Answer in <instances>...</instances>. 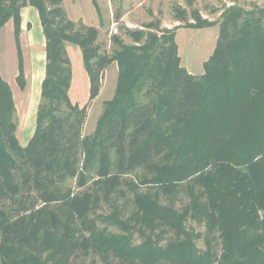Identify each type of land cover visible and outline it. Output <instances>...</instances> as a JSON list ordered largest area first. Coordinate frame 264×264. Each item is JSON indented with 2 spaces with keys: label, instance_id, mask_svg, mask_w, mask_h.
I'll return each mask as SVG.
<instances>
[{
  "label": "trees",
  "instance_id": "1",
  "mask_svg": "<svg viewBox=\"0 0 264 264\" xmlns=\"http://www.w3.org/2000/svg\"><path fill=\"white\" fill-rule=\"evenodd\" d=\"M25 7L44 38V77L22 146L0 74V264H264V7L229 6L218 23L194 15L186 28L219 30L194 76L181 65L179 27L125 30L132 44L114 36L100 53L98 31L70 21L62 0H0L20 90ZM67 44L80 49L90 100L103 72L117 69L88 135L86 108L68 94ZM101 203L108 214H97Z\"/></svg>",
  "mask_w": 264,
  "mask_h": 264
},
{
  "label": "rangeland",
  "instance_id": "2",
  "mask_svg": "<svg viewBox=\"0 0 264 264\" xmlns=\"http://www.w3.org/2000/svg\"><path fill=\"white\" fill-rule=\"evenodd\" d=\"M62 0V7L70 21L79 25L92 26L98 31L100 53H110L114 47L112 38L118 37L124 44L132 41L125 35V30L131 31H165L179 27L175 32V42L181 65L188 73L199 76L203 73L202 65L212 54L218 38V25L202 29L186 28L193 23L194 15L206 21H220L222 12L229 6L236 5L245 10L255 6L264 7V0ZM34 10V9H33ZM24 19L34 23L29 12L23 13ZM151 26L144 28V26ZM35 27L37 23L35 22ZM37 29V28H36ZM32 40L22 38L23 58L27 72L35 77V84L20 90L15 83L17 74V59L13 41L12 25L0 29V74L9 84L15 100L16 132L22 135L19 143L25 146L33 134L35 114L40 101L37 84L41 79L45 66L44 38L42 33L33 32ZM26 37V35H24ZM70 59L72 80L69 89L70 100L80 108H86V119L82 126V134L88 135L94 131L95 124L102 112L103 103L110 100L115 92L117 69L111 64L102 74L98 95L90 100V87L87 74L83 67L80 49L72 44L66 45ZM44 75V72H43ZM38 97V99H37ZM29 101L35 105L29 107ZM37 101V104H36ZM36 107V108H35ZM17 135V134H16ZM72 190L77 191L75 181H69ZM108 206L100 204L97 214H108ZM103 227L101 224H98ZM198 231L202 228L196 227ZM110 231H116L113 228ZM204 249L201 240L197 242ZM94 262V263H93ZM86 264H104L99 258H88Z\"/></svg>",
  "mask_w": 264,
  "mask_h": 264
},
{
  "label": "crops",
  "instance_id": "3",
  "mask_svg": "<svg viewBox=\"0 0 264 264\" xmlns=\"http://www.w3.org/2000/svg\"><path fill=\"white\" fill-rule=\"evenodd\" d=\"M24 12H29V14L31 15V17H32V19L34 18V23H32L31 21H29V20H26V19H24V16H23V13ZM35 22L37 23V27H35ZM12 25V34H13V29H14V27H13V22H12V20H9L5 25ZM4 25V26H5ZM3 26V27H4ZM37 28V29H36ZM1 29V28H0ZM20 34H19V41H20V47H21V50H22V54H23V45H22V38L24 37V40H26L27 42L28 41H30V40H32V33L33 32H38L39 34L41 33V28H40V24H39V20H38V16H37V13H36V11L35 10H33V8H31V7H25V8H23L22 10H21V24H20ZM24 35H26V37L24 36ZM13 41H14V34H13ZM14 47H15V43H14ZM15 52H16V47H15ZM16 59H17V55H16ZM23 60H24V58H23ZM24 72H25V80H26V85H25V87H27L28 85H30L29 83H31V85L33 84H35V82H34V80H35V77L30 73V72H27V65L25 64V62H24ZM43 72H44V70L42 71V74H41V79H40V81H39V83L37 84V87H38V89H39V87H40V85H41V81H42V79H43V77H44V75H43ZM17 75V74H16ZM16 77V76H15ZM16 83V82H15ZM17 85V84H16ZM25 89V88H24ZM23 89V90H24ZM38 93H40V89H39V92ZM12 94H13V92H12ZM13 99H14V97H13ZM37 99H38V97H37ZM14 104H15V100H14ZM35 105V101H33L32 103L29 101V106H28V109H29V107L30 106H32V105ZM36 104H37V101H36ZM15 107H16V105H15ZM32 108H33V106H32ZM36 108V107H35ZM16 136H17V139L19 140V137L22 139V141L24 140L23 138V136L22 135H18V133L16 132ZM23 143H24V141H23Z\"/></svg>",
  "mask_w": 264,
  "mask_h": 264
}]
</instances>
